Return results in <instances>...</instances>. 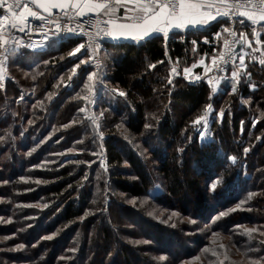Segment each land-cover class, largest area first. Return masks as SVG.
Masks as SVG:
<instances>
[{"label": "trees", "instance_id": "1", "mask_svg": "<svg viewBox=\"0 0 264 264\" xmlns=\"http://www.w3.org/2000/svg\"><path fill=\"white\" fill-rule=\"evenodd\" d=\"M240 21L236 31L248 27ZM224 27L227 21H213L167 40L105 43L95 98L103 139L79 112L89 114L77 94L87 95L93 68L81 64L68 80L81 58L68 53L79 39L10 57L0 88V217L12 222L0 223V264H264V236L244 233L264 230V65L247 64L235 93L233 69L218 92L171 72L216 56ZM208 103L205 129L192 122ZM37 203L49 206L23 207ZM220 212L228 214L217 219Z\"/></svg>", "mask_w": 264, "mask_h": 264}, {"label": "snow or ice", "instance_id": "2", "mask_svg": "<svg viewBox=\"0 0 264 264\" xmlns=\"http://www.w3.org/2000/svg\"><path fill=\"white\" fill-rule=\"evenodd\" d=\"M131 5V7H129ZM118 6H124L125 11V21L126 22H117L115 19V13ZM38 9V10H34ZM53 9H58L64 13V16L68 19H71L73 16L77 18H82L86 15L92 14L96 17L107 16V20L96 19L92 27L95 31H88L86 26L83 24H77L75 28L62 25L58 20H52L50 17L54 15ZM0 88H2L3 81L7 74V63L10 57L17 55L18 49L22 46L19 41H16L11 35L13 29L20 32H24L28 25L30 24L29 17L32 19L40 20L41 23L38 27L29 29V34L31 35L32 31H38L44 38L45 41L49 40L48 32L52 31L53 36L58 35L61 32L80 35L82 37H87L86 42L78 43L74 46L71 51L68 53L69 56H77L80 54V59L78 63H75L74 66L70 69L71 75H68V80L72 81L73 76L77 74V69L81 64H88L90 62H95V67L98 70L100 68V61L96 58L100 50L99 39L101 36H108L116 39L118 37H131L135 41H142L145 38L152 37L157 34H163V38L167 40L169 38V32L173 29L184 30L191 27L197 26H207L210 22L217 20L218 18H224L228 21L233 20L235 17L245 18L247 21L251 22L252 37L255 38L256 45H259L260 48H264V38H261L258 35L256 25L264 28V0H0ZM46 13L47 15H44ZM131 13V15H129ZM243 23L244 21H240ZM46 24H54L55 29L50 30L46 28ZM104 26L101 27L100 25ZM223 32H226L230 37H233L231 41L224 39V50L220 51L218 55L212 57L211 66L205 64L204 70L205 74L210 73L213 69L217 71H223L224 68L222 65H227L233 61V45L237 42L243 48L247 46L253 48V51H259L260 48L254 47L252 40L249 39L247 32H240L238 40L237 31L231 27H224ZM217 37H220V33H217ZM207 42V41H206ZM193 44H196V41H193ZM46 45H37L32 43L27 45L30 48L45 47ZM82 49L84 50L82 52ZM195 50V49H193ZM83 57H87L86 59ZM240 61L242 68H246L245 58L243 55L237 57ZM62 59V58H61ZM47 63V61H45ZM201 64H204V61H200ZM259 63L264 65V53H262V58L259 59ZM150 68H154L155 64H150ZM172 73H176V68L171 69ZM184 73L187 76L190 74L189 68H184ZM250 75V73H248ZM232 82H231V91L235 93L237 91V85L240 79V71L236 70L235 64H233L232 71ZM35 79V76L33 77ZM99 79L98 71H90L87 74V82L84 83V89L87 92V95L77 94L80 99L88 101L91 104H95L96 96L98 95L97 91V80ZM196 80L200 79V76L195 77ZM216 83H219L217 78L211 77L208 79V84L211 86ZM60 82H64V77H60ZM102 83V81H101ZM168 83L171 84V78L168 79ZM72 84H65V87H71ZM253 89L256 87L252 85ZM218 89L213 86L212 91L216 92ZM119 96L123 97L126 95L125 92L118 89H114ZM55 93H49L48 99L51 100ZM91 97V99H90ZM21 99L23 97L21 96ZM247 103V101H245ZM39 106L43 107V103L39 102ZM213 105L208 103L204 110L203 115L198 116L192 123L200 124L203 121V127L208 128L207 117L209 112L212 111ZM79 112L85 113L86 119H91L92 123L96 126L98 135L103 139V133L99 131V124L96 121L95 116L89 115L85 107H80ZM219 117L223 118L224 112L221 110L219 112ZM158 119V117H154ZM79 121L73 120L72 123H78ZM31 124L32 121H29ZM153 125L145 124L144 127L151 128ZM65 128L69 127L68 124L64 125ZM127 138V137H126ZM200 138L205 139L206 133L201 132ZM38 146V145H37ZM101 147H103L101 145ZM36 148L33 147L28 155H31L32 152H35ZM72 151V149H69ZM245 153L249 151L248 148H244ZM58 155H64L63 153H57ZM95 154V153H94ZM232 161L236 160V157H230ZM75 163H83L82 161H75ZM101 166L107 171L106 165L103 161ZM22 180L27 181L31 179L30 177H21ZM7 184L8 181H3ZM35 183H47V181H41L39 179L35 180ZM213 189L216 187L215 184L212 185ZM254 195V193L249 194V199ZM135 203V201H132ZM241 204L244 201L240 202ZM49 205L44 204H31L23 205V207H35V208H47ZM20 207V205H17ZM240 208V204L236 208H231L229 212H235ZM89 212H85L84 216L89 215ZM227 212H220L217 219L220 217L226 216ZM173 216L177 213H173ZM84 217H81L82 220ZM32 219V217H28ZM169 220L171 217L168 218ZM11 218L5 220L4 217H0V223H11ZM195 223V220L191 221ZM167 223V221H165ZM31 227V225H29ZM22 230V229H21ZM59 230H57L58 232ZM259 231L260 236H264V230H260L257 227H245L244 233L247 234L249 240L253 239V233ZM57 232H53L50 235L43 236V240H52ZM214 235H217L214 233ZM264 244V240L260 242ZM25 245L23 243L17 244L14 249L18 250L23 249ZM223 247V245H221ZM70 251H75V249H70ZM250 251H255V249H250ZM213 255H217L213 251ZM64 259V257H61ZM157 259L164 260V256H159ZM225 259L227 256L225 255ZM264 259V258H262ZM220 264H223V261H220ZM251 264H260L259 260H252Z\"/></svg>", "mask_w": 264, "mask_h": 264}, {"label": "built area", "instance_id": "3", "mask_svg": "<svg viewBox=\"0 0 264 264\" xmlns=\"http://www.w3.org/2000/svg\"><path fill=\"white\" fill-rule=\"evenodd\" d=\"M34 10H38V9H34ZM0 12H2V10H0ZM43 14L47 15L45 13H43ZM239 18L240 17H235L231 21H228V20H226L224 18H218L215 21H227L228 24H229V27H231L234 30H236L235 29L236 21ZM50 19L58 20L62 25H68V26H71L73 28H75L77 26V24H83V25L86 26L88 31H93V32L95 31V29L92 27V25H93V23L95 22L96 19H100L102 21L103 20H107L103 16L96 17L95 15H92V14L86 15V16H84L82 18H77V17L73 16L71 19H68L67 17L64 16V13L61 12V11L54 12V15L52 17H50ZM29 20H30V24L28 25V28H26L24 32H20V31L15 30V29H13L11 31L12 37H14L15 40L19 41L21 43V45H22L19 49H25V50H28V51H31V52H43V51L46 50L47 45L51 41H62L64 39H66V38H76V39H79V41L82 43V42H86V40H87V37H82L80 35L67 34V33H64V32H61L58 35L53 36L52 31H49L48 32L49 40L45 41L43 36L38 31H32L31 35L29 34V29L36 28L43 22L40 21V20L32 19L31 17H29ZM45 26H46L47 29H50V30H54L55 29V25L54 24H46ZM100 26L103 27L104 25L101 24ZM156 36L163 37V34L161 33V34H158ZM238 38H239V36L237 34V37L235 39L238 40ZM225 39H228V40L231 41L234 38L230 37L226 33V38ZM99 42H100L101 47H100V50H99L98 55H97L96 58L100 61V68L98 70L96 69L94 61L89 63L94 71H100V69L102 68L101 51L103 50V47H104L105 43H109V42H112V41H110L108 36H101L100 39H99ZM32 43H35L37 45L43 44V45H46V46L45 47H37V48L27 47V45H30ZM238 45H239V42H237L235 45H233V61L230 62L227 65H222V67L224 68L223 71H217V70L213 69V71L209 73L210 77L217 78L219 83L222 80H225L227 78V76L229 75L230 71L233 69V64H235V65L237 64V61H238L237 57L239 56ZM223 50H224V44L222 43L219 52L223 51ZM7 65H8V63H7ZM210 66H211V64H210ZM173 76L174 77H182L186 82L196 81V79H195L196 74L193 75L192 73H190L189 76L186 77L185 73H180V72H178L176 70V73H173ZM95 108H96V104H94V105L92 104L91 107H90V113H89L90 115L94 116ZM90 121H91V124L94 127H96L92 123L91 119H90Z\"/></svg>", "mask_w": 264, "mask_h": 264}, {"label": "rangeland", "instance_id": "4", "mask_svg": "<svg viewBox=\"0 0 264 264\" xmlns=\"http://www.w3.org/2000/svg\"><path fill=\"white\" fill-rule=\"evenodd\" d=\"M206 26H204V27H202V28H194V30H196V29H203V28H205ZM257 28V27H256ZM240 32H247L248 33V37H249V39L250 40H252V43H253V46L254 47H257V48H260V46L259 45H256V41H255V38L254 37H252V35H251V32H252V27H247L246 29L245 28H243V27H237V34H238V36H239V33ZM257 32H258V35L261 37V38H264V28H257ZM170 34V33H169ZM158 35V34H157ZM156 36V35H155ZM224 36H226V32H224V34H223V37H221L220 36V40H221V45H222V43H223V41H224V39L226 38V37H224ZM221 47V46H220ZM220 49V48H219ZM82 52H83V50H82ZM262 53H264V48H260V50L259 51H253V48H249V47H247V46H244L243 48L241 47V45L239 44V56L240 55H243L244 56V58H245V65L247 66V64H249V63H259V59L260 58H262ZM77 56L78 57H80V54H77ZM215 56V55H214ZM238 56V57H239ZM213 57V56H212ZM212 57L210 58H207V57H204L203 59H201V60H204L205 61V63L207 64V65H209L210 66V64H211V62H212ZM200 61V60H199ZM197 63V62H196ZM196 63H189L188 65H186L184 68H189L190 69V73H192L193 75H195L196 74V70H194V66H195V64ZM260 64V63H259ZM175 68H176V70L178 71V72H180V73H184V68L183 69H181L180 67H178V66H175ZM235 68H236V70H239V71H242V70H245L246 68H242L241 67V65H240V61H239V59H238V61H237V64L235 65ZM7 70H8V67H7ZM233 71V70H232ZM232 74V73H231ZM99 79H100V77H99ZM98 79V80H99ZM97 80V81H98ZM217 92H218V90H217ZM90 99H91V97H90ZM96 100V99H95ZM90 104V106H89V113H90V107H91V103H89ZM95 104H96V102H95ZM90 115V114H89ZM94 116H96L95 115V112H94ZM208 120V119H207ZM97 121V120H96ZM157 189H158V187H157ZM128 203V202H127ZM132 203V202H131ZM132 206V205H131ZM133 207V206H132ZM194 225H196V224H194ZM205 230L204 231H206V228H204ZM130 231V230H129Z\"/></svg>", "mask_w": 264, "mask_h": 264}, {"label": "crops", "instance_id": "5", "mask_svg": "<svg viewBox=\"0 0 264 264\" xmlns=\"http://www.w3.org/2000/svg\"><path fill=\"white\" fill-rule=\"evenodd\" d=\"M129 7H131V5H129ZM60 10L58 9H53V13L54 12H58ZM46 14V13H45ZM129 15H131V13H129ZM104 18L108 19L107 16H103ZM125 11H124V6H118L117 8V11L115 13V19H117V22H126L125 19ZM239 20H243L244 23H246L248 25V27H253L251 25V22L247 21L245 18H242L240 17ZM213 22V21H212ZM211 23V22H210ZM204 27V26H203ZM255 27L257 28H262L260 27L259 25H256ZM194 28H202L201 26H197V27H191L189 26L188 28L184 29V30H179V29H173V30H170L169 33H172V32H181V31H185V30H188V29H194ZM155 36V35H154ZM153 37V36H152ZM151 38V37H149ZM149 38H145L144 40H147ZM110 41L112 42H117V43H129V42H138V41H135L133 40L131 37H118L116 39H113L112 37H109ZM143 41V40H142ZM239 46V45H238ZM238 53H239V49H238ZM201 61V60H200ZM200 61H198L195 66H194V70H196V76H200V79H203L205 82L208 81L209 78H211L209 76V73L205 74V70H204V65L206 64L205 61H204V64H201ZM199 79V80H200ZM208 83V82H207ZM213 86H215L217 89H219L220 87V83H216L214 81V84L211 85L210 87L212 88ZM217 92V91H216Z\"/></svg>", "mask_w": 264, "mask_h": 264}]
</instances>
